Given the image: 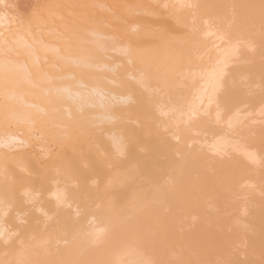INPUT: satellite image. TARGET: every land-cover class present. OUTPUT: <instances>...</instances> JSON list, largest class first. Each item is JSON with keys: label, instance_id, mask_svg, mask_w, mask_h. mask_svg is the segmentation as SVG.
I'll use <instances>...</instances> for the list:
<instances>
[{"label": "bare ground", "instance_id": "6f19581e", "mask_svg": "<svg viewBox=\"0 0 264 264\" xmlns=\"http://www.w3.org/2000/svg\"><path fill=\"white\" fill-rule=\"evenodd\" d=\"M9 3L0 264H264V0Z\"/></svg>", "mask_w": 264, "mask_h": 264}, {"label": "snow or ice", "instance_id": "6c2138e0", "mask_svg": "<svg viewBox=\"0 0 264 264\" xmlns=\"http://www.w3.org/2000/svg\"><path fill=\"white\" fill-rule=\"evenodd\" d=\"M14 77V73L8 66L6 61L0 60V81H2L5 85L9 83ZM42 82L47 85V88L44 89L45 94L49 97V103L56 105L64 102L65 99H73L70 95V91L68 87H61L56 85L52 78L45 74L42 77ZM79 87L86 88V85L83 82H79ZM96 89L93 88L91 92L84 91L77 94V97L73 99V102H78L80 106V110H83L85 103L88 106H92L90 103V97L95 93ZM2 95V93H0ZM5 113H7V105H4Z\"/></svg>", "mask_w": 264, "mask_h": 264}, {"label": "rangeland", "instance_id": "374dc122", "mask_svg": "<svg viewBox=\"0 0 264 264\" xmlns=\"http://www.w3.org/2000/svg\"><path fill=\"white\" fill-rule=\"evenodd\" d=\"M10 3V6H13L16 8V10L19 12L22 16H29L31 13L35 10V8H38L44 5L46 1L49 0H8Z\"/></svg>", "mask_w": 264, "mask_h": 264}]
</instances>
